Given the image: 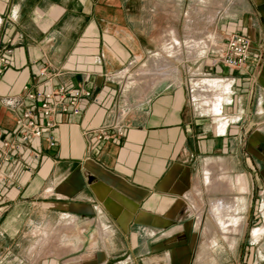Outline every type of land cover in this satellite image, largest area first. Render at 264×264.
I'll return each mask as SVG.
<instances>
[{
  "label": "crops",
  "instance_id": "1",
  "mask_svg": "<svg viewBox=\"0 0 264 264\" xmlns=\"http://www.w3.org/2000/svg\"><path fill=\"white\" fill-rule=\"evenodd\" d=\"M189 10L179 0H0V145L17 135L24 108H36L6 104L26 85L95 96L79 114H57L53 148L43 136L14 160L0 158V264H191L201 232L189 199L202 163L228 153L247 163L236 184L206 170L209 189L228 182L242 194L245 175L250 187L264 184V0H231L215 22L219 41L252 38L245 69L212 65L208 54L200 73L164 74L162 54L178 45ZM152 56L155 70L129 81ZM223 77L235 78L231 88ZM103 127L106 141L95 135ZM218 201H229L224 218L242 224L243 197L211 202L221 224ZM257 244L264 256V234Z\"/></svg>",
  "mask_w": 264,
  "mask_h": 264
},
{
  "label": "rangeland",
  "instance_id": "2",
  "mask_svg": "<svg viewBox=\"0 0 264 264\" xmlns=\"http://www.w3.org/2000/svg\"><path fill=\"white\" fill-rule=\"evenodd\" d=\"M230 2L231 0H179L180 8L189 5L190 12L181 16L178 45L173 48V52L164 51L162 54L165 58L163 72L178 70L180 74H189L192 71L189 66H192L196 73H200L198 68L201 65V60L199 62L197 60L208 54L212 64V60L218 57L219 48L225 43V41H219L220 32L217 31L215 22L219 10L225 7L229 9ZM187 58H195V62L188 63L186 62ZM153 61L154 56H152V62L147 63V66L138 65L133 68L132 72L135 73V78L129 81H144L143 78L139 79L138 73H149L155 70L156 64ZM207 70L205 72H208ZM231 155L232 153H228L226 159L213 158L202 163L201 183L198 185V190L189 199L190 205L196 208L195 216L199 220L198 226L201 232L191 264H259L260 259L264 258L257 252V243L264 233L258 239L252 236L253 229L264 224V184L262 186L254 185V187L251 185L250 187L251 178L244 174L248 187L240 194L238 190H228L230 186L228 182L217 183L213 189H209L205 182L204 173L206 170H211L215 181L219 180L222 175H227L231 178L232 184H236L238 175L246 170L247 163L245 158L234 162ZM222 162L224 163L222 164ZM224 165L226 170L222 169ZM228 170L233 171L228 172ZM237 196L243 197L245 202L242 211V224L231 222L233 226L230 224L227 228L217 224L211 212V202L224 198L230 200ZM262 230H264V226L261 228ZM225 232H232L229 239L223 236ZM20 243L22 247L28 245L25 239H20ZM261 263L263 264L264 261Z\"/></svg>",
  "mask_w": 264,
  "mask_h": 264
},
{
  "label": "built area",
  "instance_id": "3",
  "mask_svg": "<svg viewBox=\"0 0 264 264\" xmlns=\"http://www.w3.org/2000/svg\"><path fill=\"white\" fill-rule=\"evenodd\" d=\"M1 23L0 16V26ZM251 48L252 38L248 34L231 33L226 37L224 45L219 48L218 57L212 60V65L222 64L230 69L243 70L250 60ZM48 73L46 68L40 72L41 75H48ZM218 81L225 85L228 84L231 88L235 83V78L223 77ZM90 97L95 98L92 91L84 87L73 88L62 84L57 88L41 89L26 85L20 96L8 98L6 104L17 108L29 100L33 105H36V108L26 107L18 116L19 131L15 137L5 140L0 145V158L6 161L14 160L15 153L18 154L26 143L43 136H46L50 148L56 146V130L59 124L56 119L57 114L69 112L79 114L84 99ZM219 108V113H222V105ZM118 132L123 134L122 127L118 128ZM95 135L100 140L106 141L111 138L112 134L108 128L103 127L97 129ZM31 154L34 159H37L41 152L32 149Z\"/></svg>",
  "mask_w": 264,
  "mask_h": 264
},
{
  "label": "bare ground",
  "instance_id": "4",
  "mask_svg": "<svg viewBox=\"0 0 264 264\" xmlns=\"http://www.w3.org/2000/svg\"><path fill=\"white\" fill-rule=\"evenodd\" d=\"M163 72V71H162ZM164 72H166V71H164ZM153 73V72H152ZM214 82H212V84H213ZM215 84V83H214ZM210 174V173H209ZM210 177V176H209ZM210 179V178H209ZM209 182V181H208ZM213 188V187H212ZM211 188V189H212ZM228 203H229V201H218V202H216V203H214V213L216 214V218H218V220L220 221V223H221V225H223V227H229L230 226V224H231V222H234L233 220H235V219H233V220H230L231 218H229V219H226V218H224L222 215H225V213L224 214H222L223 212H222V208L223 207H225V206H227L228 205ZM226 208H228V206L226 207ZM225 211V210H224ZM237 213V212H236ZM235 213V214H236ZM222 214V215H221ZM233 217V216H232ZM237 219V218H236ZM239 221V220H238ZM237 221V222H238ZM234 224V223H233ZM231 226H233L232 224H231ZM257 229V228H256ZM255 229V230H256ZM261 231V229H258L257 231H256V234L258 233L259 234V232Z\"/></svg>",
  "mask_w": 264,
  "mask_h": 264
}]
</instances>
